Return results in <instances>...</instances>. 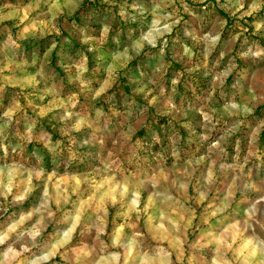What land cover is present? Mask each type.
Listing matches in <instances>:
<instances>
[{
	"label": "rangeland",
	"instance_id": "obj_1",
	"mask_svg": "<svg viewBox=\"0 0 264 264\" xmlns=\"http://www.w3.org/2000/svg\"><path fill=\"white\" fill-rule=\"evenodd\" d=\"M262 13L0 0V264H264Z\"/></svg>",
	"mask_w": 264,
	"mask_h": 264
},
{
	"label": "trees",
	"instance_id": "obj_2",
	"mask_svg": "<svg viewBox=\"0 0 264 264\" xmlns=\"http://www.w3.org/2000/svg\"><path fill=\"white\" fill-rule=\"evenodd\" d=\"M102 8L103 7H99L98 10H94L93 14L96 15V13H101ZM262 16H264V13H262ZM121 30H124V29L122 28ZM124 38H125V35L123 33L120 34V41L123 40ZM108 40H111V38ZM109 45L114 46V43L110 41ZM137 70H144V67H142V63L140 61L139 62L133 61L127 67L126 74H127V76H132L137 72ZM231 79H232V77H230L227 82L231 83ZM203 81H204V79H201L200 82L194 81L195 88L197 89V91L198 90L200 91L203 88H205L206 85L203 83ZM125 89L127 90V87H125ZM157 120L158 121H156L155 123H152L149 128L141 129V131H139V133H138L139 138L142 136H145L144 137L145 140L148 143H151L150 144L151 150L161 148L165 145V142L163 140L165 138V135L167 134V131H169V129L178 130V132H181V139H180L179 145L180 146L184 145L183 141L186 139V135L177 123H175L174 121H170L166 117H160V119H157ZM51 137L56 138V135H51ZM260 140L264 143V129L262 130V132L260 134ZM44 158H45V160L43 162V167L49 169L50 165L47 162V157L44 156ZM67 168L69 171L70 170L71 171H76V170L82 171L85 167H84V163L73 161L67 165Z\"/></svg>",
	"mask_w": 264,
	"mask_h": 264
}]
</instances>
